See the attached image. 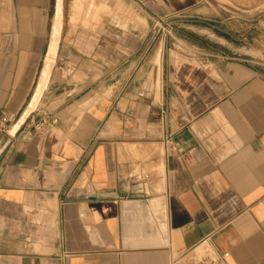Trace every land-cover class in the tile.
Here are the masks:
<instances>
[{
    "label": "crops",
    "instance_id": "crops-1",
    "mask_svg": "<svg viewBox=\"0 0 264 264\" xmlns=\"http://www.w3.org/2000/svg\"><path fill=\"white\" fill-rule=\"evenodd\" d=\"M74 1L0 0V264H264V0Z\"/></svg>",
    "mask_w": 264,
    "mask_h": 264
},
{
    "label": "rangeland",
    "instance_id": "rangeland-1",
    "mask_svg": "<svg viewBox=\"0 0 264 264\" xmlns=\"http://www.w3.org/2000/svg\"><path fill=\"white\" fill-rule=\"evenodd\" d=\"M90 1L91 0H75L73 7H69V13L72 14L71 24H73V25H81V24L90 25L91 24L90 20L92 19V16L94 19H96V15L103 14V13L107 12V10H109L108 8L107 9L105 8V10L100 9V7L97 8L98 5L96 3H95L96 5H95L94 2L92 3ZM92 1H94V0H92ZM96 1L100 2V1H104V0H96ZM89 2L91 5L89 4ZM61 5L63 7V18H64L63 0H61ZM115 8H118V6H116ZM174 21H175V19L174 20L171 19L167 22H160V26H161L162 31H165L168 35H170L174 29V25H175ZM253 55H254L256 61L262 62L261 58L264 59V54H262L261 51H255ZM34 108L35 107L31 108L30 111H32Z\"/></svg>",
    "mask_w": 264,
    "mask_h": 264
},
{
    "label": "built area",
    "instance_id": "built-area-1",
    "mask_svg": "<svg viewBox=\"0 0 264 264\" xmlns=\"http://www.w3.org/2000/svg\"><path fill=\"white\" fill-rule=\"evenodd\" d=\"M163 20L160 19V22ZM57 122V118L52 119L51 123ZM9 124V119L5 116L0 115V131H6L7 125ZM50 122L47 119L46 113H41L38 120L34 124V129L37 131L43 130Z\"/></svg>",
    "mask_w": 264,
    "mask_h": 264
},
{
    "label": "bare ground",
    "instance_id": "bare-ground-1",
    "mask_svg": "<svg viewBox=\"0 0 264 264\" xmlns=\"http://www.w3.org/2000/svg\"><path fill=\"white\" fill-rule=\"evenodd\" d=\"M90 2H94V4L96 3L95 2V0L94 1H90ZM90 2H89V4H90ZM103 1H101V3H102ZM106 2V1H105ZM109 2V1H108ZM100 3V4H101ZM97 4V3H96ZM95 4V5H96ZM91 5V4H90ZM98 5V4H97ZM98 7H100V9H104L105 10V8L107 9V8H110V6L107 4V3H102L101 5H98L97 6V8ZM99 11V10H98ZM108 11V10H107ZM34 100V99H33ZM33 102V101H32ZM32 104V103H31ZM31 106V105H30ZM30 106L28 107V109H27V111H26V113H25V115L22 117V119L19 121V123H17L16 124V126H15V129H14V133L16 132V130L24 123V121L27 119V117L29 116V114L31 113V111L28 113V110H29V108H30Z\"/></svg>",
    "mask_w": 264,
    "mask_h": 264
},
{
    "label": "water",
    "instance_id": "water-1",
    "mask_svg": "<svg viewBox=\"0 0 264 264\" xmlns=\"http://www.w3.org/2000/svg\"><path fill=\"white\" fill-rule=\"evenodd\" d=\"M34 112V109L31 111V113L29 114V116L27 117V119L24 121V123L16 130V132L15 133H12L13 135H15L16 133H17V131L19 130V129H21L22 127H23V125H25V123L27 122V120L29 119V117L31 116V114ZM17 123H19V121L17 122ZM16 123V124H17Z\"/></svg>",
    "mask_w": 264,
    "mask_h": 264
}]
</instances>
